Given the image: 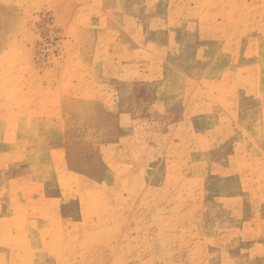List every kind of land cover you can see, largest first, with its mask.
<instances>
[{
    "label": "rangeland",
    "instance_id": "rangeland-1",
    "mask_svg": "<svg viewBox=\"0 0 264 264\" xmlns=\"http://www.w3.org/2000/svg\"><path fill=\"white\" fill-rule=\"evenodd\" d=\"M243 39L264 0H0V264H264Z\"/></svg>",
    "mask_w": 264,
    "mask_h": 264
},
{
    "label": "crops",
    "instance_id": "crops-1",
    "mask_svg": "<svg viewBox=\"0 0 264 264\" xmlns=\"http://www.w3.org/2000/svg\"><path fill=\"white\" fill-rule=\"evenodd\" d=\"M200 41H202V39H199V43ZM251 44L260 47L262 42L256 40L252 42V40L249 39L247 40L243 39L240 42V48L241 47L243 48V52H242L243 58H248L249 60L242 59V57L238 59V61L240 62L238 66L239 71L244 70L246 72L245 77L253 76L255 80L253 81L241 80V83L243 85L241 83H239L238 85L239 95L244 97V101L242 102L243 106H241V110L239 112V118L244 119L245 117H251L255 120V123H252L254 125V130L252 131V137H256V135L258 134L260 135V141L262 145V146L260 145L261 146L260 151L264 153V69H263L264 62L260 63V60L258 61L255 60V58L252 59L248 56V55L256 56V54H251V52H249L248 50ZM246 70H248L250 73ZM247 92L248 94H246ZM249 94H253V97L250 98ZM227 138L229 140L227 146L228 149L224 150L225 154L222 156L224 157V162L222 163V165H218L217 166L218 168H223L224 166H230L233 165L234 163H235L234 165H236V163L238 162L237 158L244 157L241 154L237 156L234 146L231 145L230 142L233 139L232 136L228 134ZM237 140L240 141V138ZM48 143H52V140H49ZM52 151H53V146H51L50 149V152ZM233 158L236 162L233 160ZM238 163H241V160ZM84 168L85 165H81V170H83ZM52 182L55 184L54 179L52 180ZM51 197L52 200L54 201L56 198V194H52ZM65 202L69 203L68 200H66ZM262 211H264V207H262ZM255 248L260 255H264V247L256 246ZM3 253L13 255L16 254V251L14 249L7 250L5 248H1V254Z\"/></svg>",
    "mask_w": 264,
    "mask_h": 264
},
{
    "label": "bare ground",
    "instance_id": "bare-ground-1",
    "mask_svg": "<svg viewBox=\"0 0 264 264\" xmlns=\"http://www.w3.org/2000/svg\"><path fill=\"white\" fill-rule=\"evenodd\" d=\"M194 14V13H193ZM11 74V73H10ZM5 78V77H4ZM60 150V149H59ZM231 155V154H230ZM226 157V156H225ZM231 158V157H230ZM234 160V158H233ZM235 161V160H234ZM236 162V161H235ZM238 162H240V160L238 159ZM246 162V161H245ZM235 164V163H234ZM240 164V163H239ZM238 165V164H237ZM244 165V164H243ZM60 166V165H59ZM240 166V165H239ZM56 169V168H55ZM62 185V184H61ZM64 185V184H63ZM83 193V192H82ZM79 195V194H78ZM98 195V194H97ZM98 197V196H97ZM97 200V199H96ZM178 216V215H177ZM165 218V217H164ZM170 220V219H169ZM168 222V221H167ZM176 225V224H175ZM174 226V225H173ZM53 253V252H52Z\"/></svg>",
    "mask_w": 264,
    "mask_h": 264
}]
</instances>
